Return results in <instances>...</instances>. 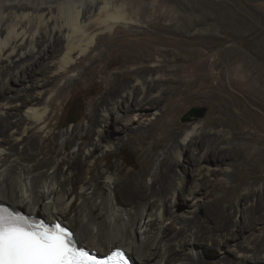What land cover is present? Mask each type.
I'll list each match as a JSON object with an SVG mask.
<instances>
[{
	"label": "bare ground",
	"instance_id": "1",
	"mask_svg": "<svg viewBox=\"0 0 264 264\" xmlns=\"http://www.w3.org/2000/svg\"><path fill=\"white\" fill-rule=\"evenodd\" d=\"M12 1L0 0V202L16 211L23 208L29 215L67 225L80 246L85 245L101 255L111 249H124L135 264L264 263V251L257 249L263 240L253 245L247 242L245 246L230 243L225 245L227 249L218 250L225 242L234 241L242 232L255 227L264 233L261 211L264 189H248L241 194L248 167L242 165L241 171L223 167L230 142L219 141L215 133L205 135L197 124L187 126L184 131L176 128L179 104L175 100L190 98L186 94L190 85L182 79L167 78L164 72L168 61L153 67L120 68L105 86L93 78L96 73H91L88 81L73 79L85 61L91 62L87 64L90 69L103 59L102 48L113 53L123 66L136 64L139 54L146 50L166 55L172 41L164 32L175 29L156 26L155 41L149 47L143 42L146 38L120 37L117 26L124 25L129 32L133 31L130 26L144 22L158 24L161 20H175L191 29L195 24H205L211 16L191 18L188 13L191 5L181 16L173 13L142 16L136 11L139 0H128V5L123 0H21L26 3L14 4ZM200 3L198 8L205 10L206 2ZM129 7L133 10L127 12ZM227 13L236 17L230 11ZM206 43L199 41L198 46ZM41 66H45L43 71L39 70ZM186 68L172 72L185 73ZM201 71L199 65L192 72ZM196 74V78L202 75ZM72 83L83 94L92 95L91 113L95 120L86 130L92 139L86 146H79L78 152L68 153L59 160L58 134L50 132L45 138L41 134L51 126L55 102L62 101L65 89ZM167 83L173 85L171 92L164 89ZM161 105L164 109L159 117L147 126H140L136 135H118L123 132L115 127L118 122L124 121L128 129L132 124L130 116L132 122H140L149 117V111ZM171 134L176 136L170 143L175 161L167 157L155 161L153 153L147 154L148 149ZM198 134L202 141H196ZM127 138L136 139L143 155L137 168L121 178L114 177L113 173L96 178L95 167L90 163L98 146L118 150ZM191 145L195 152L193 162L184 157ZM85 149L87 152L80 154ZM181 161L189 167H183ZM211 166L221 167L223 177H234V180L222 185L217 182V173H213L212 180H200ZM188 168L194 177V186H187ZM117 170V166L112 169ZM217 190L222 193L218 200L214 198ZM243 199L254 201L255 206L247 224L239 226L233 221L234 205ZM198 209L203 210L202 216L197 215ZM174 214L180 217L175 235ZM202 247L204 253L196 256L197 261L188 257L186 251Z\"/></svg>",
	"mask_w": 264,
	"mask_h": 264
},
{
	"label": "rangeland",
	"instance_id": "2",
	"mask_svg": "<svg viewBox=\"0 0 264 264\" xmlns=\"http://www.w3.org/2000/svg\"><path fill=\"white\" fill-rule=\"evenodd\" d=\"M20 1L21 0H13L12 4L19 3ZM123 1L126 2L127 5L129 4L128 0ZM139 1L140 7L136 9V11L142 16L151 15L160 17L161 15H170L172 13L181 16L183 12H187L186 7L191 5L192 8L188 9L191 18L209 15L211 19L205 24H195L194 30H192L194 27L191 29L188 27L185 28L184 25L176 23L175 20L169 22L161 20L158 24H148V22L146 24V22H144L140 25L130 26L129 28L133 31L129 32L125 31L128 29L126 26H117L116 31L119 32L118 34L120 37L133 35L131 38L134 37L140 40H145L146 38L143 42L149 47L153 46V42L155 41L156 35L154 33V28L156 26L163 27L166 30L169 28L175 29L169 33L164 32L172 41L171 46L167 48L166 55L160 51L155 53L146 50L139 54L140 59L136 64L123 66L113 53L106 52L102 48L100 49V55L101 59H103L95 65H92L93 68L90 69H88L87 66L90 65L91 62L85 61L82 70L78 75L74 76L73 79L78 78L88 81L92 76L91 73H96L93 78L96 79L99 85L105 86L110 76L115 72L117 73V70L120 68L132 69L135 67H153L164 64V61H168V67L164 72L167 78L175 81L182 79L187 82V85H190L186 91L187 96L190 98L185 100L174 98V100L176 99L175 102L179 104L176 128L178 127L184 131L187 126L197 124V126L200 125L198 128L201 127L203 129L202 131H204L203 133H205V135L215 133V135L219 137V141L230 142L228 145L230 150L227 152L226 156L223 155L226 158L223 167H227L231 171H241L242 165L248 167L244 179L246 185L240 190L241 194H244L248 189H264V0H192L190 3L186 0ZM200 1H205L207 4V8L203 11L198 8V5H201ZM21 2L26 3V1ZM131 10L133 9L130 7L126 8L127 12ZM227 11L234 13L236 17L229 15ZM196 13L197 16L195 15ZM209 27L212 29L211 32L207 29ZM143 29H148L149 31L144 32L145 30L143 31ZM212 33H216L215 37L212 36ZM202 40H205L207 43L200 47L198 43ZM229 64L233 66H229ZM199 65L202 67V71L192 72L194 68ZM184 66L187 67L186 70L188 72L181 74H174V72H172ZM44 67L45 66H41L39 70L43 71ZM196 73H202L201 77L196 78ZM181 75L184 76L182 77ZM37 76L41 77L43 75L38 74ZM194 79L196 80L194 81ZM59 84L60 86L63 85V81L59 82ZM88 85L89 84L86 86ZM172 86V84L167 83L164 85V89H168L171 92L173 90L171 88ZM88 92L89 90L86 91V93ZM170 97L171 94L168 95V98ZM91 102L92 95L83 94V91L79 90L73 83L65 89L62 101L58 100L55 102V109L49 121L51 126L41 134V138L47 137L50 132L58 134L56 151H61L59 160L68 153L78 152L79 146H86L92 139V134L86 132L88 126L95 120L93 113H91L93 110ZM192 107L206 108L207 112L201 119L182 121L183 115ZM163 109L164 106L161 105L156 110L149 111V117L140 122H132V116H130V123L132 124L128 129L124 121L118 122L115 127L123 130V132H119L118 135L124 136L128 133L133 134V136L136 135L140 126H147L155 118L157 119ZM69 118H71L70 120L74 123L64 128L65 120ZM74 131L75 133H73ZM172 133H174V131H172ZM114 134L116 135V133ZM171 136L164 141H156L155 146L149 148L147 154L153 153L155 161L164 157H167L170 161H175L170 150V145L175 140L176 136L173 134H171ZM196 141H202L200 134H198ZM138 146L139 144L135 138H127L125 143L118 150H107L98 146L95 158L90 163L91 167H95L93 173L96 175V178H99L103 173H113L114 177L121 178L132 172L134 168H137L143 156ZM120 151L127 154V161L130 164L129 167L124 165L118 158ZM86 152L87 149L81 151L80 154ZM184 157L193 162L195 152L192 145L190 149L186 151ZM246 162L248 163L246 164ZM181 164L183 167L188 165L184 161H181ZM116 166L119 171L113 172L112 169L114 170ZM180 169L184 172L186 170L182 167ZM117 173H119V175ZM213 173L218 174L217 182L222 185L234 180V177L225 179L221 167L219 166H211L209 173H204V175L200 177V180L202 178L212 180L214 178ZM186 179L187 186H194V177L190 168H188ZM237 179L238 178H236L235 181ZM221 195L222 193L217 190L214 194V198L218 200ZM188 198L191 199V197ZM195 201L198 200L196 199ZM200 202L202 203V201ZM0 203L8 205L5 202ZM262 205H264V201ZM234 206L236 214L233 216V221H237L239 226L246 225L254 209L255 202L243 199ZM177 207L181 208L178 204ZM21 209V212L29 215L23 208ZM261 211L264 213L263 206L261 207ZM196 213L202 216L203 210L198 209ZM174 215L172 227L175 229V232L173 235L176 234L179 227L178 223L180 222V217L176 214ZM72 216L74 217V213ZM169 221L167 222L168 224L172 222ZM72 225H75V221H73ZM171 231V229L170 231L168 230L170 233ZM173 235H170V237ZM259 241L262 242L258 244L257 249L264 251V233L256 230L255 227L252 231L248 230L242 232L234 241L225 242L218 250L227 249L225 245H229L230 243H239L245 246L247 242L253 245ZM80 243L82 244V242ZM203 249L202 247L195 251L186 252L189 255L188 257L191 258L192 256L194 261H197L198 258L196 256L203 255ZM250 251L252 250H246V252ZM240 252L243 253L244 251ZM184 256L185 255H183V257ZM237 262L239 261L237 260Z\"/></svg>",
	"mask_w": 264,
	"mask_h": 264
},
{
	"label": "snow or ice",
	"instance_id": "3",
	"mask_svg": "<svg viewBox=\"0 0 264 264\" xmlns=\"http://www.w3.org/2000/svg\"><path fill=\"white\" fill-rule=\"evenodd\" d=\"M114 253L106 264L122 260ZM0 264H98L78 247L74 234L59 224L48 226L0 208Z\"/></svg>",
	"mask_w": 264,
	"mask_h": 264
},
{
	"label": "water",
	"instance_id": "4",
	"mask_svg": "<svg viewBox=\"0 0 264 264\" xmlns=\"http://www.w3.org/2000/svg\"><path fill=\"white\" fill-rule=\"evenodd\" d=\"M207 112L206 108H200V107H192L189 111H187L183 117L182 121H191V120H198L205 116ZM42 220H44L43 217H38Z\"/></svg>",
	"mask_w": 264,
	"mask_h": 264
},
{
	"label": "trees",
	"instance_id": "5",
	"mask_svg": "<svg viewBox=\"0 0 264 264\" xmlns=\"http://www.w3.org/2000/svg\"><path fill=\"white\" fill-rule=\"evenodd\" d=\"M70 119L71 118L65 120V126H64V128H67L69 125H71V124L74 123ZM118 155H119L118 158L124 163V165H126V166L129 167L130 164L127 161V154L125 152H123V151H120Z\"/></svg>",
	"mask_w": 264,
	"mask_h": 264
},
{
	"label": "clouds",
	"instance_id": "6",
	"mask_svg": "<svg viewBox=\"0 0 264 264\" xmlns=\"http://www.w3.org/2000/svg\"><path fill=\"white\" fill-rule=\"evenodd\" d=\"M98 255H100L99 253H97ZM130 256V255H129ZM130 258L133 260V258L130 256ZM134 264H135V261L133 260Z\"/></svg>",
	"mask_w": 264,
	"mask_h": 264
}]
</instances>
